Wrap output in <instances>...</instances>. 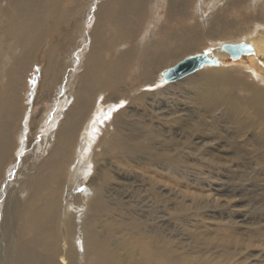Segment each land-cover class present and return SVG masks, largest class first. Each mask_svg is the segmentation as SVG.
Returning <instances> with one entry per match:
<instances>
[{
	"label": "bare ground",
	"instance_id": "obj_1",
	"mask_svg": "<svg viewBox=\"0 0 264 264\" xmlns=\"http://www.w3.org/2000/svg\"><path fill=\"white\" fill-rule=\"evenodd\" d=\"M74 1L63 15L62 0H0V186L28 129L38 128L31 118L19 132L34 104L24 97L29 70L49 28L65 16L67 29L74 20L77 37H86L84 6ZM209 1L104 0L94 6L76 73L68 61L74 49L49 52L38 92L55 90L56 77L66 94L56 121L21 160L0 222V264H264V217L245 218L249 200L264 209V0ZM232 42L252 48L231 59L222 47ZM191 55L212 63L152 89L168 84L160 78L165 68ZM106 103L113 106L104 114ZM115 104L125 107L112 113ZM146 172L166 176L169 189L156 180L157 206L139 203L138 211H149L142 219L128 207L147 189ZM235 179L242 184L231 186ZM181 181L194 189L217 181L228 199L243 201L221 205L218 193L211 201L206 195L205 207L217 203L229 214L204 217L189 206L182 217ZM118 190L123 208L106 197ZM248 192L262 197L246 200Z\"/></svg>",
	"mask_w": 264,
	"mask_h": 264
},
{
	"label": "rangeland",
	"instance_id": "obj_2",
	"mask_svg": "<svg viewBox=\"0 0 264 264\" xmlns=\"http://www.w3.org/2000/svg\"><path fill=\"white\" fill-rule=\"evenodd\" d=\"M78 1H79L80 7L84 6L83 7V9H84L83 11H85L86 16H85V21L83 23V27H84L85 31H87V34H88V32L91 30V27H92L91 24H93V22H94L93 21L94 20V14H93L94 12L93 11H95V9H94L95 7L94 6H96L95 5L96 3L98 5L100 2H103L104 0H92V1H90V0H78ZM211 1H214V0H210L209 2H211ZM88 2H90L91 6H88ZM74 4H75L74 0H62L61 8H63L62 9L63 15H66L67 13L69 14V11H67V9L69 7H71V6H73ZM0 8L2 9L3 7L0 6ZM165 9L166 8L164 7L159 13L160 14L165 13L164 12ZM86 10H88V11H86ZM88 12H89V14H88ZM64 18H65V16H64ZM64 18H61L62 20L60 19L58 22H55V23H53L51 25V27L49 28L48 36L46 37V40H45V46L42 48V50L39 51V56H38V58H36V61L34 62V66L29 70L30 71V73L28 74L29 80L27 81V89L25 91L24 97H26V98L30 97L32 99V100H30L31 104H33V103L34 104L31 107V109H30V107H28V109H29V111L31 113L29 114L28 118H27V116H25V118L21 122V126H20L19 132L24 133L25 129H28V127H29L28 123L31 120V118H35L38 121V123H37L38 128H37V131L32 130V129H31L32 130L31 131L30 129H28V131L26 133V136H27L26 139L27 140L25 139L26 145L23 147V152L19 153V151H17V150H20L22 148L21 147V143H22L21 141L24 140L25 136H23L22 133H20V134H18V138H16V142H17L16 143L17 144L16 151L20 155L16 153V155H17V156H15V160L16 161L14 160L15 162H13L10 166L7 167V169H6L7 171L5 172L6 174L4 175L5 179L3 180L2 185L0 186V193H1L0 194V204H1L0 206L2 207V209L0 207V211H1L0 212V222L3 220L4 208L6 207L4 205H6V202H7L6 199L8 200L7 197H9V192L10 193L12 192L11 190H13V188H14L13 186L17 187V185H18L17 183L18 182H16V180L19 179L18 176H19V173H20V171L22 169V166L23 167L25 166V164L24 165L21 164V160L27 158L28 156H30L33 153L35 147L42 141L43 137H45V134H44L45 131H47L48 127L52 123H54L56 121L57 115L60 112V107H62V104L64 102L63 99H64V97H65L64 95L66 93L63 92L64 90L62 88L65 87L66 81H65L64 84H58L59 83V78H56V77L54 78V84L53 85L55 86V90H52L51 93H47V92L40 93V92H38L39 80L41 78L42 71L44 70V68L46 66L47 60L49 59V52H51V56L54 57L57 54L58 50L62 51L64 49H66L67 52H71L72 49H74L70 53V58H68L69 59L68 61H71V62H72V60L74 61V66H73V70L72 71L74 73H76L75 71H76V69L78 68V65H79L78 64L79 63L78 58L82 57L81 55H82V53L85 52L86 47H87L86 45H89V40H87L88 39L87 34H86V37L83 38V40L81 41V39L79 37H77V36H79L77 34V33H79V30L77 28H75V26L73 24L74 20H69V23H70L71 27H68V29H67V26L64 23L65 22ZM1 20H2V23H5V17H3ZM172 24H175V22H173ZM5 38H8V40H9V37H5ZM2 39H3V37H2ZM239 39H241V38H239ZM223 41H226V40H223ZM77 43H78V45H77ZM228 43H231V42H228ZM232 43H236V42H232ZM212 46L213 45H211V46L208 45L207 47H204L202 50L205 51V49H209ZM60 48H62V49H60ZM191 56H194V55H191ZM178 62H180V61H178ZM173 66H171V67H173ZM168 68H170V66L165 68L163 71H165ZM160 78H161V76H160ZM160 82H161V79H160ZM169 84H172V83H168L166 85L160 83V84H157V86L155 88H152V89L153 90H155V89L158 90L160 88H164L165 86H167ZM36 91H37V93H36ZM28 94H29V96H28ZM103 98H104V94H102V96L100 97L99 104L103 103ZM24 103L26 104L27 101L24 102ZM119 104H115L114 105V109H112L113 112L111 111L112 113H116L117 111H120L121 108L123 109V107H125V105H123V104L119 105ZM104 105L107 106L108 104L106 103ZM111 106H113V105H108L107 106L108 108H106V109H105V107L103 108V111H105L104 114H107L110 111V107ZM155 122H156V124L159 123V121L157 119H155ZM132 125H135L134 122L132 123ZM33 134H34V136H33ZM98 159L100 160L101 157H99ZM102 161L103 160L101 159L100 160V164H103ZM114 161L115 160H113V159H108L107 160L108 163H112L113 165H115ZM98 165H99V163L96 165V168L98 167ZM99 168L100 167H98V169ZM112 170L115 171V169H113V168H112ZM127 170L133 171L132 169H127ZM248 170L250 171L251 169H248ZM149 173L146 172V174H145L146 176L149 175V177H146V181H145L146 184H144L145 188H147L146 189L147 191L146 190H141V191L138 190L136 192V194L133 195L134 199L132 198L133 200L130 201V203L132 202L131 204L132 205L134 204V206L137 203L136 204L137 206H135L134 208H131L132 205L130 207H128L129 208L128 210H130V212H134V213L137 212L136 213L137 215L139 213L140 214L139 216H142V219H143V217L147 216V213L149 212L148 210H150V209L153 210L154 207L157 206V205H155V204H157V200H154V198H151V197H153V194H154V193H152V192H154L153 189L156 187L154 185L158 184L156 180H160L161 186L163 188L167 187L166 189H169V179L166 176H164V175L157 176L155 174H151V173L149 174ZM234 175H236V174H234ZM7 179H9V180H7ZM150 180H152V182ZM222 182L223 181H221V184H222ZM155 183H157V184H155ZM250 183H252V182H250ZM218 184H220V183L215 181L214 185H216V186L213 185L212 187H210L211 189L209 187H208L209 188L208 189L203 184L200 185V186L203 187V189H196V188L194 189V188H186V186H185L186 184L184 185L182 181L179 182V184L176 186V189H177V192L180 194V200L181 199L186 200V201H178V203H177V201H175V204L177 203L178 206H181V207L184 206L182 208L185 209V210L181 211V212L179 211L180 212V216L183 217L184 215H186L185 217H188L187 212H189L188 211L189 208H187V207H189V206L194 207L193 210L196 209L197 211L202 212V213H200V212L199 213L201 214V216H204V217L210 215L211 212L215 213L216 215H222V216L225 215V214H229L228 210L225 209V207L221 208V209L218 208L219 204H217V203L214 204L212 202H208L206 204V207H205L204 203L206 202L205 201L206 198H207L206 195L207 196L208 195L211 196L210 199L207 198L210 201H211V199L212 200L216 199L215 196L219 195L218 197H220V199L217 197V200H219L218 202L221 205L230 206L232 204H237L238 202H240V200L243 201V199H239L240 197H238L237 195L236 196L235 195H230L229 199H228V196H226L225 191H221V190H220L221 192L219 191V189L217 188ZM241 184H242V182L240 180H236L235 179L234 180V184L232 183L231 186H238V185H241ZM151 188H152V190H151V192H149ZM82 190H84L86 192L88 191L87 182L86 181L83 182ZM3 192H4V194H3ZM110 192L112 193L114 191H109V193L107 195L106 194L105 195H106V197H111V198H109V202L114 204L117 200H119L118 198L120 197V195H122V192L120 190H118L117 192L115 191L114 193H112V195L114 196L113 199L115 198L114 200L112 199V195L110 194ZM129 192H131V190H129ZM207 192H209V193L207 194ZM144 193H146L147 195H145ZM217 193H218V195H216ZM115 195H117V196L115 197ZM20 196H22V195H20ZM20 196H19V198H20ZM243 196H245L246 200H248V198L250 199V198L253 197V198L256 199V201H259V199H261V197H262L261 196V197L258 198V197H256L257 195L253 194L252 192L244 193ZM1 197H3V198H1ZM23 197L24 196H22L21 198H23ZM139 197H140V199H139ZM145 197H148V198L145 199ZM212 197H215V198H212ZM141 198H143V199H141ZM135 199L138 200V201L136 202ZM238 199H239V201H238ZM139 200H141V201L144 200V201L140 202ZM147 200L148 201L150 200L149 202H150L151 206H149V204L147 206V202H148ZM117 202L115 204L118 205L120 208H123L122 206H120V202L119 201H117ZM144 202H145V206H147L146 208H148V210L144 207V208H142L143 209L142 211L144 212L145 211L144 209H146V211L144 213L143 212L141 213V210H139V211L137 210V209H140L138 204L140 203V205H142L141 203L144 204ZM244 202H246V201H244ZM247 202H250V204H248V207H246V210L247 211L249 210L248 215L245 217L248 222H251V220L253 221V218H263L264 217V209L263 208L258 207V206H256L257 207L256 209L252 208V206H253L252 202L250 200L247 201ZM128 203H129V201H127V204ZM209 203H210V205H209ZM227 203H229V204H227ZM211 204H213L215 207L212 206ZM154 211H155V209H154ZM220 212H222V213H220ZM166 213L169 214L170 211L169 212L166 211ZM143 214L146 215V216H144ZM212 215L216 216L214 214H212ZM194 218H196V217H192V220H194ZM179 219H180L179 224H181L182 223V219L181 218H179ZM197 223H195V224H197ZM187 224L190 225V226L193 224L192 226L195 227L193 222H190V223L185 222L184 223L185 226H187ZM198 225L203 226L202 223H200ZM6 226H7V224H3L4 228ZM208 229H209V227H208ZM240 233L243 234V230H240ZM188 237H190V236L187 233V238ZM189 244L191 245V242ZM203 248L205 249V247H203ZM261 250H264V248L262 249V247H261Z\"/></svg>",
	"mask_w": 264,
	"mask_h": 264
},
{
	"label": "water",
	"instance_id": "obj_3",
	"mask_svg": "<svg viewBox=\"0 0 264 264\" xmlns=\"http://www.w3.org/2000/svg\"><path fill=\"white\" fill-rule=\"evenodd\" d=\"M223 45L224 50L231 59H238L244 54H248L251 50V45L245 42L236 44ZM212 63L206 57L201 55L189 56L181 60L177 65L172 68L166 69L162 72L161 77L164 83L173 82L184 78L186 75L193 73L205 64Z\"/></svg>",
	"mask_w": 264,
	"mask_h": 264
},
{
	"label": "snow or ice",
	"instance_id": "obj_4",
	"mask_svg": "<svg viewBox=\"0 0 264 264\" xmlns=\"http://www.w3.org/2000/svg\"><path fill=\"white\" fill-rule=\"evenodd\" d=\"M109 115H110V113H109ZM104 118H107V115ZM21 142L23 143V140Z\"/></svg>",
	"mask_w": 264,
	"mask_h": 264
}]
</instances>
